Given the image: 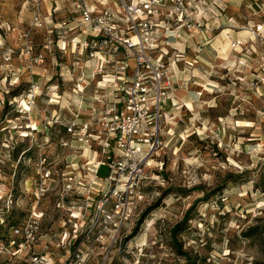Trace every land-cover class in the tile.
<instances>
[{
  "label": "rangeland",
  "instance_id": "1",
  "mask_svg": "<svg viewBox=\"0 0 264 264\" xmlns=\"http://www.w3.org/2000/svg\"><path fill=\"white\" fill-rule=\"evenodd\" d=\"M239 1L232 3L237 8H231V0H224L222 10L206 0L201 4L206 13L201 30L183 29L179 37L165 40L171 53L172 86L165 100L164 145L136 179L137 191L131 198L136 203L125 209L131 216L125 219L121 207L114 219L97 220L101 196L90 190L92 175L80 168L100 158L99 145L83 144L70 134L59 142L58 127L49 124L35 135L23 132L25 119L19 112L25 108L20 110L7 96L18 88V77L12 74L19 73L18 64H50L63 79H72L74 106L89 100L90 109L73 115L74 120L83 116V124L93 122L95 131L93 109L101 108L103 89L97 85L98 77L92 80L91 69L102 65L103 57L89 63L86 53L72 46L73 39L81 38L79 27L68 35L52 34L49 42L40 29L46 23H35L31 0H0V37L3 30H11L7 47L0 41V237L4 242L12 227H21L37 215L41 224L35 250L47 251L50 264H264V0ZM65 3L45 0L41 5L43 11L52 12L54 4L60 9L52 15L54 28L57 22L75 19L73 14H59L71 11ZM118 5L116 1L120 13ZM241 21H247V35L231 36L230 30L241 29ZM193 44L199 49L193 50ZM212 44L219 47L212 76L217 81L202 80L208 88L196 89V99L193 95L173 99L171 91L180 73L185 71L183 78H198L194 67L200 69L196 66L197 55L204 51L200 47L213 49ZM27 71L28 67L25 77ZM194 80H183L186 89ZM85 85L91 92L93 87L94 94L88 100L78 99L76 92L82 94ZM32 87L36 95L40 85ZM56 101L59 112L62 104ZM148 147L143 145L145 150ZM47 170L53 174L43 192L40 175ZM71 172L76 174V187L66 194L65 178ZM106 174V169L100 170L96 184L105 192ZM111 203L110 199L108 209ZM180 222L172 236L171 228ZM8 257L5 251L2 258Z\"/></svg>",
  "mask_w": 264,
  "mask_h": 264
},
{
  "label": "built area",
  "instance_id": "2",
  "mask_svg": "<svg viewBox=\"0 0 264 264\" xmlns=\"http://www.w3.org/2000/svg\"><path fill=\"white\" fill-rule=\"evenodd\" d=\"M31 1L36 8L35 23H39L41 5L45 0ZM116 1L120 13L115 10ZM116 1L112 5L107 0H66L79 21L62 20L54 28H59V32L66 35L78 27L82 33L88 32L86 38L72 40L75 48L80 47L89 60L103 57L102 65L96 64L91 69L92 80L98 77L97 85L103 89L101 108L97 111L93 109L97 129L93 130V122L78 124L73 120L66 125V132L78 141L90 146L96 142L100 147L101 155L94 160L95 164L87 161L84 164L86 167L83 165L80 168L92 175L94 179L89 185L90 190L101 196L96 206L97 220L101 217L114 219L119 216L121 207L124 210L133 209L136 202L131 198L137 191L136 179L143 174L154 153L164 145L165 100L172 86L169 71L171 53L165 40L176 38L183 29L189 32L201 30L205 26L203 17L206 15L201 6L206 0ZM209 1L214 7L224 10V0ZM195 8L199 11H193ZM57 9H53V13ZM7 56L11 58L9 54ZM41 58V55L37 57L38 62ZM33 91L32 87L29 91L30 104L35 98ZM143 145H148V149L145 150ZM102 167L107 168L106 181L109 185L106 192L104 188L98 190L96 185ZM52 174L51 170H47L40 175L43 192ZM69 174L65 178L66 194L73 193L77 181L75 173ZM90 198L89 195L85 197L87 202ZM110 199L112 203L108 209ZM123 214L125 219L131 216L126 210ZM40 220L41 216L34 215L21 227H12L6 242L4 237H0V264H50L47 251L35 250ZM77 232L75 238L78 237ZM5 251L10 253V257L3 259Z\"/></svg>",
  "mask_w": 264,
  "mask_h": 264
},
{
  "label": "crops",
  "instance_id": "3",
  "mask_svg": "<svg viewBox=\"0 0 264 264\" xmlns=\"http://www.w3.org/2000/svg\"><path fill=\"white\" fill-rule=\"evenodd\" d=\"M91 2H93V0H90ZM95 2H97V0H95ZM108 3L110 4H114L115 1H110L107 0ZM240 3L239 0H231V8H237V6H232V3ZM67 3V2H66ZM65 3V4H66ZM69 4V3H68ZM241 4V3H240ZM35 6V4H33ZM46 9V8H45ZM53 9H57V6L54 4L53 5ZM41 10L44 13L42 15H40V21L45 22V26L40 28L45 30L47 37L49 40V42H51V37L52 34H57L59 32V30L54 29V27L50 24V23H54L52 21V12L48 11H43L42 6H41ZM55 11V10H54ZM57 11H59V9H57ZM57 11L54 12V15L56 16V14L58 13ZM73 8L71 7V11H69V13H67L66 11L62 10L59 12V14H63L62 16H68V15H72V18L75 17L76 21H79V19L77 18V15L73 12ZM46 12H48L46 14ZM68 14V15H67ZM49 15V16H48ZM247 22V21H246ZM246 22L241 21L239 24L243 25L244 28L241 27V29H238V31H235L237 28H235L234 30H230V33L233 31V33H231V36H234L236 38H243L247 35L248 31H246L245 28L246 26ZM244 23V24H243ZM58 24V22H57ZM55 24V25H57ZM236 24V23H235ZM41 26V25H39ZM238 27V25H236ZM239 28V27H238ZM11 32V30H3L1 33V37H0V41L2 44H4L7 47V38H8V34ZM81 35L80 39H84L86 38L87 34L86 33H81L79 34ZM178 37V36H177ZM79 40V39H78ZM63 41V40H62ZM69 40H66L64 42H67ZM72 46H74V42L71 41ZM22 45H24L22 43ZM214 44H212L213 46ZM229 45V44H227ZM226 45V46H227ZM193 50H198V46L196 44H193ZM2 49V48H0ZM4 49V47H3ZM200 49H203L204 51L201 52L200 54L197 55V61H198V65L199 68L194 67L195 72L194 74L198 75V78H191L189 75H186L185 78H183V75L185 73V71H182L180 73V78L177 79V82H179L175 88L171 91V97L174 99V97L177 98H182V99H188L189 96L193 95L194 99L198 98L196 95V89L198 88H202L204 89L206 86L205 84H203L202 80L207 79V83L212 84L213 80H215L214 75H213V71L215 69V61L217 57V52L218 48H215L213 46V49H211L208 46H204L203 48L200 47ZM25 52V48L23 47V53ZM5 53L2 51V54ZM25 54V53H24ZM189 55V54H187ZM3 56V55H2ZM89 60V59H88ZM89 63H94L93 60H89ZM31 65V67H30ZM30 65H28L27 62H25V64H18L16 66V69H18L19 73H12L14 75V79H16L18 77V81L20 83H25L27 84V86L25 87L24 85H21L19 82L17 83L18 88L17 89H13L18 91L16 94H11L9 96H7V100L9 99L10 102H14V103H18V107L20 108L19 113L24 115V121L22 123V125H24L25 127H23V132H30L32 133V135H35L36 132L39 131L40 128L43 129H47V125L49 124L50 127H58V130L60 131V137H59V142L60 141H64L65 138L69 137V134L66 132V125L68 124V122L73 121L74 115L73 113H82V109L85 108L86 109H90L91 104H89V100L88 98H91L94 94L93 92V87H92V92L90 87H87L88 85H85V88L87 87V89L83 91V93H78L77 94V98L80 99L82 97H84L83 99H87L88 102L80 105V106H74L73 104V96H74V88H73V84H72V79H63L61 77V75H58L56 73V71L54 72V70L50 67V64H43V65H36L34 63H30ZM203 65V66H202ZM27 67L30 69V71H27V77H25V69H27ZM202 68V69H201ZM205 71V72H202ZM32 72V73H31ZM213 76V77H212ZM9 77V76H8ZM13 79V80H14ZM195 79V80H194ZM213 79V80H212ZM185 81H189V80H194V83H191L190 86H188V89H186V82ZM199 80V82H197ZM189 81V82H191ZM183 83V84H181ZM32 84H38L40 85V89L38 91V93H36L35 98H34V103L30 104V98L31 96L29 95V91L31 89V85ZM59 84H61V88L59 87ZM87 84V83H85ZM94 86V83L92 84ZM207 85V84H206ZM11 87H13V85H10ZM15 86V85H14ZM82 86V85H80ZM208 86V85H207ZM208 88V87H206ZM12 89V88H10ZM16 95V96H15ZM87 95V96H86ZM89 96V97H88ZM11 97V98H9ZM12 99V100H10ZM58 100L59 103H61V107L59 112H56V106L55 104ZM192 103L191 101L187 102V104ZM80 108V110H79ZM29 109V110H27ZM58 109V108H57ZM51 110H53L55 113L52 115ZM57 118V119H56ZM84 117L80 116L79 118H77L75 121L76 123L80 124L82 123V119ZM6 120H9L8 118H6ZM31 127H28V126ZM21 127V126H20ZM34 127H37L36 129ZM28 129V130H26ZM77 142V140H75ZM104 169L107 168L106 167H102L101 171L102 173L104 172Z\"/></svg>",
  "mask_w": 264,
  "mask_h": 264
},
{
  "label": "trees",
  "instance_id": "4",
  "mask_svg": "<svg viewBox=\"0 0 264 264\" xmlns=\"http://www.w3.org/2000/svg\"><path fill=\"white\" fill-rule=\"evenodd\" d=\"M12 91H13V93H11V94H16V93L18 92V91H16V90H12ZM15 96H16V95H15ZM24 154H25V153H24ZM146 212H147V211H145V212L142 213V215H141L139 221L142 220V218L145 216ZM181 225H182V222H180V223H176V224L171 228V234H172V236H176V234H177L178 230L180 229ZM262 225H263V227H264V220H263V222H262Z\"/></svg>",
  "mask_w": 264,
  "mask_h": 264
}]
</instances>
